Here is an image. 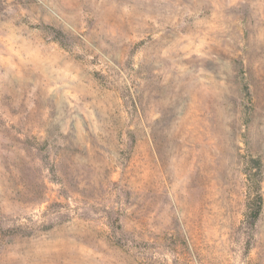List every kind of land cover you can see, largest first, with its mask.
Instances as JSON below:
<instances>
[{"label": "rangeland", "instance_id": "rangeland-1", "mask_svg": "<svg viewBox=\"0 0 264 264\" xmlns=\"http://www.w3.org/2000/svg\"><path fill=\"white\" fill-rule=\"evenodd\" d=\"M255 178L264 0H0V264H264Z\"/></svg>", "mask_w": 264, "mask_h": 264}, {"label": "trees", "instance_id": "trees-1", "mask_svg": "<svg viewBox=\"0 0 264 264\" xmlns=\"http://www.w3.org/2000/svg\"><path fill=\"white\" fill-rule=\"evenodd\" d=\"M61 34H58V38L61 39ZM257 166L250 165L248 172L246 175L251 178V175L257 176L259 174V169L256 168ZM257 171V173H256ZM258 177V176H257ZM253 187H252V196L250 201H248L246 205V219L248 220L249 224L254 227L255 224L259 221L260 216L263 211L264 206V197L262 193L261 181L258 178L253 180Z\"/></svg>", "mask_w": 264, "mask_h": 264}]
</instances>
